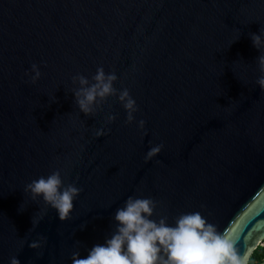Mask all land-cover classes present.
I'll return each instance as SVG.
<instances>
[{"label":"water","instance_id":"1","mask_svg":"<svg viewBox=\"0 0 264 264\" xmlns=\"http://www.w3.org/2000/svg\"><path fill=\"white\" fill-rule=\"evenodd\" d=\"M259 29L264 0H0V264H72L129 195L169 223L200 212L248 262L264 239ZM100 66L134 99L131 123L116 96L76 106L72 77ZM55 169L82 189L63 221L24 191Z\"/></svg>","mask_w":264,"mask_h":264},{"label":"clouds","instance_id":"2","mask_svg":"<svg viewBox=\"0 0 264 264\" xmlns=\"http://www.w3.org/2000/svg\"><path fill=\"white\" fill-rule=\"evenodd\" d=\"M249 37L259 53L255 62L260 75L255 83L264 91V31L259 29L258 34L250 33ZM30 72L29 80L35 83L41 75L39 67L32 64ZM25 76H29L28 70ZM116 79L114 73H105L102 66L97 67L91 79L82 74L74 75L72 82L77 86L71 93L79 111L90 115L108 97L116 96L126 112L125 122L131 123L137 111L135 101L127 89L118 91L114 87ZM114 118L111 114L107 116L108 122ZM137 124L143 128L144 121L139 120ZM95 134L103 135L105 130L98 129ZM160 148V145L151 147L145 159H150ZM24 191L33 200L40 198L63 221L69 217L73 201L82 189L74 183L65 184L60 170L55 169L32 179L24 186ZM156 208L157 202L151 197L129 195L111 214L110 235L103 243L87 249L84 256L72 253V264H247L248 257L238 253L235 241L218 231L200 212L181 213L169 223L167 216L154 218ZM9 264H20V261L13 256Z\"/></svg>","mask_w":264,"mask_h":264},{"label":"trees","instance_id":"3","mask_svg":"<svg viewBox=\"0 0 264 264\" xmlns=\"http://www.w3.org/2000/svg\"><path fill=\"white\" fill-rule=\"evenodd\" d=\"M264 254V248L260 247L256 249L250 257L248 264H257L260 258Z\"/></svg>","mask_w":264,"mask_h":264},{"label":"built area","instance_id":"4","mask_svg":"<svg viewBox=\"0 0 264 264\" xmlns=\"http://www.w3.org/2000/svg\"><path fill=\"white\" fill-rule=\"evenodd\" d=\"M260 247L264 248V239L261 240V241L258 243V245H257V247L255 248V250L258 249V248H260ZM255 250H254V251H255ZM248 262H249V261H248ZM248 262H247V264H248ZM257 264H264V254H263V256L260 258V260L258 261Z\"/></svg>","mask_w":264,"mask_h":264}]
</instances>
